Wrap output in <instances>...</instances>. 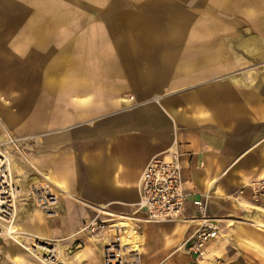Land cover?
<instances>
[{
	"label": "crops",
	"instance_id": "crops-1",
	"mask_svg": "<svg viewBox=\"0 0 264 264\" xmlns=\"http://www.w3.org/2000/svg\"><path fill=\"white\" fill-rule=\"evenodd\" d=\"M53 1L0 0V83L27 84L35 123L29 153L15 158L23 197L14 230L58 239L70 264H88L83 249L69 256L62 241L80 239L100 208L132 214L145 165L177 153L185 206L156 228L161 244L184 250L201 222L196 198L207 196L206 217L218 221L264 176V0H91V17L77 11L71 23L67 10L37 6ZM38 194L55 196V215L43 213ZM152 223L132 225L131 237ZM4 240L11 264H34ZM131 240L129 264H141L144 249ZM156 250V264L193 262L189 253L172 259L176 248Z\"/></svg>",
	"mask_w": 264,
	"mask_h": 264
},
{
	"label": "built area",
	"instance_id": "built-area-1",
	"mask_svg": "<svg viewBox=\"0 0 264 264\" xmlns=\"http://www.w3.org/2000/svg\"><path fill=\"white\" fill-rule=\"evenodd\" d=\"M17 144L18 140L8 133L4 140H0V222L5 224L15 221L16 205L23 197L20 187L6 169L9 154H14V148L18 149ZM248 187L250 189L248 202L251 205L258 204L264 197V176L251 180ZM139 188L140 199L132 214H115L100 208L79 231L99 247L102 264H129L125 239L130 236L132 225L138 227L139 223L171 220L182 213L186 193L179 155L172 153L167 157L151 159L140 174ZM37 196H40L43 213L47 216L55 215L54 206L57 202L55 196L51 194ZM206 199L207 196L204 195L193 201L201 222L184 244L185 250L195 257L203 256L204 245L217 230V226L206 217ZM123 221L128 225L123 227ZM4 242V236L0 233V264L4 257L1 250ZM38 244L42 245L36 248L38 256H32L41 264H65L62 256L54 250L53 243ZM76 246L80 244L77 243ZM72 250V246L69 249L65 248V253L71 254Z\"/></svg>",
	"mask_w": 264,
	"mask_h": 264
},
{
	"label": "rangeland",
	"instance_id": "rangeland-1",
	"mask_svg": "<svg viewBox=\"0 0 264 264\" xmlns=\"http://www.w3.org/2000/svg\"><path fill=\"white\" fill-rule=\"evenodd\" d=\"M104 1L105 0H101V5H104ZM186 1L191 5H195V3L198 4V6H204L205 3H207V5H210V0ZM41 5H47L49 10L53 12V15L57 14L56 12H59L60 10H67V18L71 23V21L75 22L77 20V11L81 12V15L83 13L85 17H91L93 3L91 0H63V3H60L59 0H56L52 3H37L38 7ZM105 5L108 4L105 3ZM61 6L63 7V9H61ZM227 15V22H229V24H231L232 22H235L236 24L241 22L239 25V31H244L246 33L251 32L246 31V28H248V26L244 22L242 23V16H238V20L235 14ZM230 26L231 25H229V27ZM232 31H234V33L236 32L235 29ZM6 78L7 77H5L4 79ZM16 85H19L20 88ZM29 118L30 116L29 100L27 97V84H13L9 81L1 82L0 124L2 123L4 133H8L9 136L18 140V149L26 154L29 153L30 144H32L31 142L33 140L32 136L34 132L31 128L35 125V123H33V126L30 124ZM13 152L14 154H16L17 150L14 148ZM26 172L27 168L23 166L22 172L19 175H16V178H23ZM233 201L235 203L232 205L233 210L226 216L219 218L220 220H214L213 223L217 226V230L211 237V239H209L208 242H206V244L204 245L203 256H194L193 262L181 259L179 263L176 264H264V227L254 226L249 221H245L242 218L249 217V214L246 211L243 213L244 209H251V207L245 206L251 205L248 200L233 199ZM261 202L262 199L256 205L261 207V209H264V205H262ZM162 222L163 221L153 222L151 225H147L144 228V236L138 238V240H135L133 237H131L132 235H130L132 244L136 246L141 245V247H143L144 249V253L141 257V264H156L158 262V254L156 249L159 244L160 247L169 249L171 248V250H174L176 248V252L174 253V255H172V259L176 255H180V257H182L188 254L186 250H177L179 245L172 243V241L168 242L167 240H165V242H162V244L158 241L159 231L157 230L156 225ZM214 236H216V239H213ZM189 237H187L185 240H187ZM4 243H2V245H4ZM62 243L68 249L71 248V246L73 247V252L68 255H72L83 249V254L81 257H86L84 263L102 264L96 254V248H98V246H96L95 243L92 242L91 239H89L86 235L82 234V236H80V239H77L75 243L71 239L64 240L62 241ZM77 243L80 244V246H76ZM57 252L59 255L63 254L62 251ZM215 252L216 255H220V258H216L213 256ZM27 259L34 264H41L40 261L32 255H28ZM2 260H6L8 263H10L5 257H3Z\"/></svg>",
	"mask_w": 264,
	"mask_h": 264
},
{
	"label": "bare ground",
	"instance_id": "bare-ground-1",
	"mask_svg": "<svg viewBox=\"0 0 264 264\" xmlns=\"http://www.w3.org/2000/svg\"><path fill=\"white\" fill-rule=\"evenodd\" d=\"M5 137H6V133H4V131L1 132L0 133V140H4ZM21 152L22 151L20 149H17V153L16 154H9L8 165H7V168H6V169H8V172L11 174L13 180L16 182L17 186H19V187H20V185L17 183V181L15 179V176H14V168L17 167V166L19 168L21 167V164L18 165V162H17L18 160L16 161V159H15V158H18L16 156L17 155H20ZM21 156H22V154H21ZM23 158H25V157H23ZM20 190H21V195H22L23 191H22L21 187H20ZM245 206L246 207H249L248 205H245ZM250 206H252V205H250ZM17 212H18V202H17V205H16L15 221L12 222V223H9V224H5V223H1L0 222V233L3 236L11 239L16 244H18L19 246H21L24 249V251L27 252L29 255L38 256L37 255V249L36 248H39L40 246H42V245H39L38 242H43L45 244L46 243L47 244L48 243H50V244L53 243L54 250L56 252L58 250H61L60 241L58 239H45L44 240V239H40L37 236H34L33 234H31V235L24 234V233L23 234H20L17 230H14V224L16 222ZM246 212L249 214V217H242L245 221H249L254 226L264 227V209H261V208L257 207V205H254L253 207H251V209L246 210ZM198 221H199V219H198ZM12 238H14V239H12ZM184 244H185V242L182 244V247L185 250ZM57 254H58V252H57ZM59 256H62V255H59ZM62 258H63L65 264H70L69 261H68V259L66 257H63L62 256Z\"/></svg>",
	"mask_w": 264,
	"mask_h": 264
}]
</instances>
